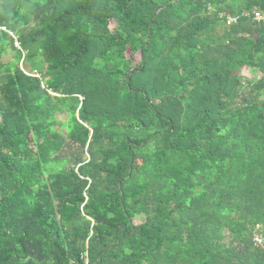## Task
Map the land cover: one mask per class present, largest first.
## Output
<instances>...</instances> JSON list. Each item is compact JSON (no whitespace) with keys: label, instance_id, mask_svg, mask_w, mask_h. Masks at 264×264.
I'll return each mask as SVG.
<instances>
[{"label":"trees","instance_id":"1","mask_svg":"<svg viewBox=\"0 0 264 264\" xmlns=\"http://www.w3.org/2000/svg\"><path fill=\"white\" fill-rule=\"evenodd\" d=\"M257 12L0 0V264H264Z\"/></svg>","mask_w":264,"mask_h":264},{"label":"rangeland","instance_id":"2","mask_svg":"<svg viewBox=\"0 0 264 264\" xmlns=\"http://www.w3.org/2000/svg\"><path fill=\"white\" fill-rule=\"evenodd\" d=\"M262 14V13H261ZM263 15V14H262ZM264 16V15H263ZM111 28H113L111 26ZM3 61L5 62H12L13 61V56L12 53L9 52L4 58ZM21 65L23 67V69L33 75H38L39 71H40V61L39 59H36L32 62H21ZM242 75L244 76V83L246 84V79L249 81H258L261 78V73H259L256 70H248V69H243L242 70ZM262 99L264 100V93L261 96ZM61 117H59L60 119ZM63 120V119H62ZM142 222L141 218H137L134 220V225H138L139 223Z\"/></svg>","mask_w":264,"mask_h":264},{"label":"built area","instance_id":"3","mask_svg":"<svg viewBox=\"0 0 264 264\" xmlns=\"http://www.w3.org/2000/svg\"><path fill=\"white\" fill-rule=\"evenodd\" d=\"M255 17H256L257 21L264 19V16L260 12H257ZM226 20H227V25H229V26L237 23V19L232 17V16H226ZM254 243L256 244V246L262 247L264 249L263 240L259 236H256L254 238Z\"/></svg>","mask_w":264,"mask_h":264},{"label":"water","instance_id":"4","mask_svg":"<svg viewBox=\"0 0 264 264\" xmlns=\"http://www.w3.org/2000/svg\"><path fill=\"white\" fill-rule=\"evenodd\" d=\"M257 28H258V26H255V28H254V34H255V38H257V34L255 33V32H256V30H257Z\"/></svg>","mask_w":264,"mask_h":264}]
</instances>
